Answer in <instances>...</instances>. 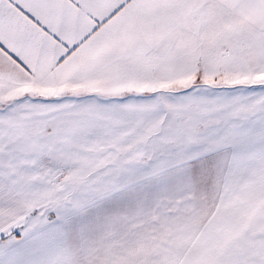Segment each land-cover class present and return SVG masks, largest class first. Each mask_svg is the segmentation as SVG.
Here are the masks:
<instances>
[{"label":"snow or ice","instance_id":"6c2138e0","mask_svg":"<svg viewBox=\"0 0 264 264\" xmlns=\"http://www.w3.org/2000/svg\"><path fill=\"white\" fill-rule=\"evenodd\" d=\"M0 264H264V0H0Z\"/></svg>","mask_w":264,"mask_h":264}]
</instances>
